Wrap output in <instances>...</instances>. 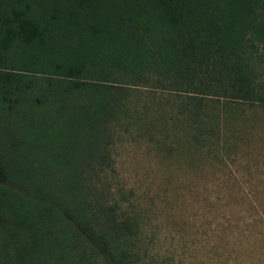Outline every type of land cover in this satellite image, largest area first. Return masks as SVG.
I'll return each mask as SVG.
<instances>
[{"label":"trees","instance_id":"obj_1","mask_svg":"<svg viewBox=\"0 0 264 264\" xmlns=\"http://www.w3.org/2000/svg\"><path fill=\"white\" fill-rule=\"evenodd\" d=\"M64 31L77 35L66 50L56 46ZM252 40L264 46L263 0H0V127L36 94L30 108L53 101L68 111L88 148L69 173L50 170L39 182L17 180L0 153V192L23 194L36 212L20 217L0 198V264H124L133 228L106 202L101 179L86 177L87 167L100 172L92 159L105 162L107 127L183 126L210 152L214 99L263 103ZM246 46L254 54L242 56ZM140 85L151 87L143 97Z\"/></svg>","mask_w":264,"mask_h":264},{"label":"rangeland","instance_id":"obj_2","mask_svg":"<svg viewBox=\"0 0 264 264\" xmlns=\"http://www.w3.org/2000/svg\"><path fill=\"white\" fill-rule=\"evenodd\" d=\"M70 35L59 33L56 46L66 50L65 43L77 37ZM249 43L259 48L260 57L249 62L263 98L257 100L263 103L214 99L215 116L207 122L219 140L210 152L187 141L183 126L151 127L146 119L107 127L105 162L92 159L100 172L87 167L86 177L101 179L106 202L133 228L122 243L124 264H264V46ZM252 54L248 46L241 51ZM47 66L42 62L37 68ZM150 88L135 90L143 97ZM35 96L10 115L6 128L0 127L1 156L11 161L22 182H39L50 170L67 172L88 151L83 129L72 124L71 114L57 110L53 101L30 108ZM6 190L0 198L16 215L36 213L28 210L31 203L22 201L23 194L16 199ZM91 260L76 264H104Z\"/></svg>","mask_w":264,"mask_h":264}]
</instances>
